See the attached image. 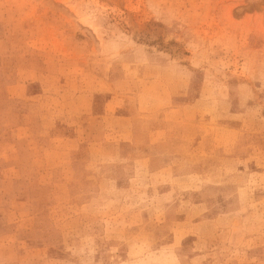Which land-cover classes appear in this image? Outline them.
<instances>
[{"label": "rangeland", "instance_id": "rangeland-1", "mask_svg": "<svg viewBox=\"0 0 264 264\" xmlns=\"http://www.w3.org/2000/svg\"><path fill=\"white\" fill-rule=\"evenodd\" d=\"M0 264H264V0H0Z\"/></svg>", "mask_w": 264, "mask_h": 264}]
</instances>
